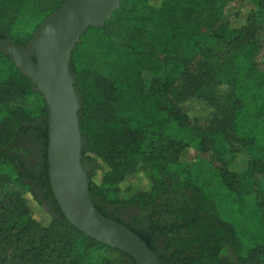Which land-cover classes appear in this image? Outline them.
I'll list each match as a JSON object with an SVG mask.
<instances>
[{"label":"trees","instance_id":"1","mask_svg":"<svg viewBox=\"0 0 264 264\" xmlns=\"http://www.w3.org/2000/svg\"><path fill=\"white\" fill-rule=\"evenodd\" d=\"M65 1L0 0V37L11 36L14 44L25 47L32 34L26 40H16L11 28L30 5L36 6L44 20ZM120 4L111 18L126 15L130 25V44L119 46L121 54L136 62L156 115L137 122L121 116L112 81L91 68L78 69L72 52L70 69L76 75L75 86L82 103L79 130L86 139L81 155L94 165L87 177L95 208L107 218L110 207H135L148 213L146 221L134 215L132 224L119 223L152 251V235L159 231L162 249L155 253L159 264H221L226 252L231 264H264V212L251 219L252 230L242 220L240 225L235 224L221 215L213 196L178 169L187 148L208 154L212 160L210 152L222 157L230 151V142L238 143L250 155L245 170L221 167L216 175L226 198L238 213L245 212L244 196L255 184L248 178L254 169L262 170L264 166V72L258 71L253 62L258 44L254 31L257 11L248 9L245 16H234L215 27L223 0H121ZM147 21L151 22L149 40L142 43L143 24ZM103 28L90 27L83 35H92L117 50V45L102 36ZM201 40L205 43L199 46ZM213 45L223 48V55L192 73L196 50L204 46L207 51ZM100 49L106 52L107 47L100 45ZM167 60L173 64L171 72L167 71ZM217 85L228 93L215 125H189L177 101L188 96L214 100L210 92ZM32 88L28 77L0 51V104L19 93L41 97ZM30 135L43 141V172L37 176L25 166L23 157L28 152L20 146L22 138ZM46 135L43 99L37 113L11 116L0 130V174L10 177L45 209L43 199L27 181L37 179L38 187L47 189L55 207V216L49 215V223L41 225L31 218L20 194L0 200V217L7 221L4 237L31 241L24 264H50L45 262L46 255L52 256L56 264H107L100 253L104 249L118 255L117 264H135L127 254L86 237L62 215L48 181ZM97 172L101 175L99 181ZM246 236L252 240L250 249L245 246ZM36 241L38 244H34Z\"/></svg>","mask_w":264,"mask_h":264},{"label":"rangeland","instance_id":"2","mask_svg":"<svg viewBox=\"0 0 264 264\" xmlns=\"http://www.w3.org/2000/svg\"><path fill=\"white\" fill-rule=\"evenodd\" d=\"M248 9L257 11L254 31L258 44L254 52L253 62L258 71L264 72V0H223L222 14L215 27L225 24L234 16H245ZM41 21H43V16L32 3L11 28L13 37L16 40H26L29 35H33L32 29L34 26ZM103 25L102 36L117 45V50L102 44L100 39L94 38L92 35H83L72 51L75 65L78 69L91 68L100 76L112 81L115 87L114 94L119 98L117 111L121 116L137 122L156 115L152 99L146 91V86L138 76L136 62L132 59H124L119 47L120 45L130 44L128 16L110 17ZM150 28V21L143 24L142 43L148 42ZM8 37L11 38V36ZM204 43L201 40L199 46L204 45ZM100 45L107 47L106 52L100 49ZM204 49L205 47L202 46L201 49L196 50L195 58L192 60L191 65L192 73H195L196 69L204 63L208 62L210 64L215 59H218L223 55L224 51L223 48L217 45L209 47L207 51ZM172 65V61L167 60L168 72L173 71ZM142 80L144 81L145 79ZM181 85L182 83L179 85L180 89H182ZM211 91L210 95H212L214 100L188 96L183 101H177L183 113L187 115L189 125L198 128L215 125L216 116L226 106L225 102L228 92L225 87L218 85L211 88ZM41 97L36 94L29 96L19 93L13 100L0 104V130L5 127L11 116H16L20 112L37 113L42 106L43 98ZM230 144V151L222 157L210 152L211 157H213L212 160H210L208 154L198 153L195 148H187L179 159L178 169L201 186L207 194L214 197L217 207L225 219L239 225L241 224L239 221L242 220L252 230L251 219H256L259 213L264 212V166L262 170L254 169L255 171L248 178V181L255 184H251V188L248 189L244 196L245 212L238 213L230 200L226 198V192L218 181L216 173L217 169L221 167L231 170H245V165L250 161V155L238 143L232 141ZM20 146L25 151H29L32 148L30 143H24L22 140ZM29 155H31V152ZM21 156L23 157V155ZM23 160L28 162L27 157H23ZM100 176L99 172H97V181H99ZM17 194L21 195V199L26 203L29 214L34 221L41 225L49 223V215L52 216L53 213L50 211V207L45 205V209H43L38 206L19 185L11 181L10 177L6 178L0 174V200L9 199ZM36 195L41 198L40 191H37ZM0 218V264H24V259H27L30 254L28 249L32 245L31 241L27 239L17 242L11 236L4 237L3 231L7 221L2 217ZM251 241L250 236L244 237L246 249L252 247ZM34 244H38V242L36 241ZM100 253L106 259L107 264H117L119 257L115 252L104 249ZM229 256V252H226L224 261L221 264H231ZM45 262L56 264L55 259L48 255L45 256Z\"/></svg>","mask_w":264,"mask_h":264},{"label":"water","instance_id":"3","mask_svg":"<svg viewBox=\"0 0 264 264\" xmlns=\"http://www.w3.org/2000/svg\"><path fill=\"white\" fill-rule=\"evenodd\" d=\"M120 2L66 0L40 23L25 47H18L10 37H0V51L44 100L47 176L62 215L86 237L127 254L135 264H159L155 252L134 232L95 208L87 177L94 165L81 155L86 139L79 130L82 103L70 69L71 54L85 31L102 26Z\"/></svg>","mask_w":264,"mask_h":264},{"label":"flooded vegetation","instance_id":"4","mask_svg":"<svg viewBox=\"0 0 264 264\" xmlns=\"http://www.w3.org/2000/svg\"><path fill=\"white\" fill-rule=\"evenodd\" d=\"M37 124L39 122H36ZM22 142L24 143H30L32 145L31 150L27 151L28 154L24 156V158L27 157V161H24L25 166L30 168L34 176L39 175L41 172H43V165H44V152H43V141L39 138H36L35 135H30L22 138ZM31 152V155L29 153ZM32 185H34V193H37V191H40L41 198L43 199V202L45 205L50 207V211L54 212L55 207L53 206V198L51 196H47V189L44 187H38V180H27ZM123 214V215H120ZM148 214V213H147ZM144 213H141L137 208L135 207H127L122 209H117L114 207L109 208L108 212V218H111L112 220H116L118 222H122L123 224L130 225L132 224V217L134 215L139 216L141 219H144L146 221V215ZM162 215L161 217H163ZM155 218L157 219L158 216L156 215ZM159 231H155V234H153V250L155 253H159L162 249V241L161 238L158 236Z\"/></svg>","mask_w":264,"mask_h":264}]
</instances>
